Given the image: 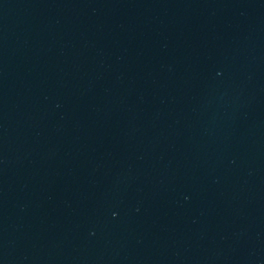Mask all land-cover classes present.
Masks as SVG:
<instances>
[{"label": "water", "instance_id": "1", "mask_svg": "<svg viewBox=\"0 0 264 264\" xmlns=\"http://www.w3.org/2000/svg\"><path fill=\"white\" fill-rule=\"evenodd\" d=\"M0 264H264V0H0Z\"/></svg>", "mask_w": 264, "mask_h": 264}]
</instances>
